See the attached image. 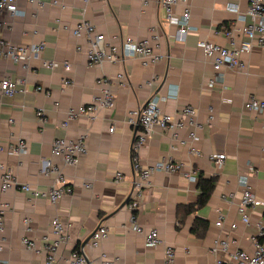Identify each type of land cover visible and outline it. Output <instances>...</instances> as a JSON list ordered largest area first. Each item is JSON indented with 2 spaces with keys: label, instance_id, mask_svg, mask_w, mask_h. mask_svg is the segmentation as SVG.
<instances>
[{
  "label": "crops",
  "instance_id": "1",
  "mask_svg": "<svg viewBox=\"0 0 264 264\" xmlns=\"http://www.w3.org/2000/svg\"><path fill=\"white\" fill-rule=\"evenodd\" d=\"M40 1L17 0L16 14H0V36L5 41L17 45L45 43L40 58L30 60L27 67L0 57V81L11 78L18 82L19 89L25 90L13 97L0 91V165L11 167L19 182L45 188L55 176L41 174L42 162L51 159L61 168L65 183L73 192L57 204L15 189L1 193L4 229L0 233V258L9 264H45L46 252L37 254L27 249L22 239L29 237L39 247L54 242L57 238L51 221L55 216L63 221L68 234L67 242L56 250L60 264H69L71 253L78 247L91 264H106L105 260L111 264H211L216 241L231 238L237 240V245L230 250L238 247L253 252L256 224L264 221V111L246 110L244 103L252 95L264 100V47L255 46L250 53L241 55L242 70L223 68L219 72L214 70L212 59L197 47L202 39L228 45L225 27L240 39L242 26L253 20L247 14L248 1L190 0L193 31L184 42L176 40L177 27L166 22L159 0L89 4L83 0ZM229 3L237 4L239 11L228 10ZM181 11L182 6H178L176 14ZM84 18L93 22L108 40L119 44L125 39L150 38L151 28L157 27L158 39L152 40V46L167 59L148 66L139 58L90 65L84 35L73 34ZM44 60H56L59 65L49 69L42 66ZM63 62L70 67L65 68ZM120 72L125 73L126 82L118 80ZM215 76L218 80L210 86ZM155 77L159 79L149 84ZM67 79L72 84L65 85ZM105 83L114 94L115 106L101 110L95 119H72L63 128L67 111L90 105ZM155 93L166 97L161 107L177 118H181L178 112L184 105L196 109V120L201 126L197 129L196 146L201 153L193 155L186 146L174 147L170 132L156 128L139 159L144 166L163 158L183 161L197 172V178L190 181L182 173H154L144 188L141 207L133 212L128 198L136 175L131 162L135 126L129 123V117ZM39 110L47 118L44 124L38 120ZM193 129L190 126L187 130ZM187 130H181L180 137H185ZM84 132L88 134L87 151L78 164H65L62 158L52 156L56 138L75 139ZM20 140L27 143L28 153H10L9 148ZM213 153L226 154L220 170L211 160ZM117 172L124 176L119 183L114 182ZM2 173L0 167V184ZM201 174L217 176L215 189L205 206L183 216L181 221L183 207L198 199L197 181ZM246 181L263 202L248 211V224L241 221L238 211ZM219 215L224 217L222 227L215 225ZM132 216L146 230L157 229L162 242L147 246L144 235L133 231ZM25 217L30 218L28 227L23 222ZM198 217L209 223L200 237L192 232ZM234 222L237 228L231 230ZM100 224L108 227L109 235L100 248H94L86 240ZM167 246L175 249L173 263L166 261Z\"/></svg>",
  "mask_w": 264,
  "mask_h": 264
},
{
  "label": "built area",
  "instance_id": "2",
  "mask_svg": "<svg viewBox=\"0 0 264 264\" xmlns=\"http://www.w3.org/2000/svg\"><path fill=\"white\" fill-rule=\"evenodd\" d=\"M40 1V0H32ZM85 4L91 2L106 3L109 0H83ZM248 9L247 14L253 19L250 23L242 26L240 29L241 38H237L234 32L225 27L224 33L229 39L228 45H221L219 43L202 39L198 40L197 47L202 49L205 55L212 59L213 68L219 72L223 68L231 71L242 70L244 64L241 60V55L250 53L253 47H264V0H247ZM42 3V1H40ZM57 4V1H54ZM159 5L166 13V22L174 24L177 27L176 40L186 41L188 35L193 31L191 26V6L190 0H159ZM178 6H182L180 14H176ZM227 9L230 11L238 12L239 6L235 3H229ZM4 11L14 15L18 12L17 0H0V14ZM152 36L150 38L135 41L132 39L121 40L119 43H113L106 38V35L99 31L97 26L87 19H82L77 27L73 30L75 36L84 35L87 42V55L90 65L101 66L104 63H123L127 58H139L145 66L152 63L167 59V56L156 51L152 46V40L158 39L157 27L151 28ZM45 48L44 42L31 43L28 45L13 44L5 41L0 36V57L11 59L15 62L24 63L28 66V62L32 59H39ZM59 63L56 60H44L42 66L55 69ZM65 68H69L68 62H63ZM118 80L123 83L127 81L124 72L117 75ZM159 79L153 78L149 84H153ZM218 78L215 76L210 80V86L216 84ZM106 82V81H105ZM65 85L72 84L71 80H65ZM39 91L41 87L37 88ZM0 91L6 95L13 97L18 92H25L24 89H19L18 82L11 78H4L0 81ZM166 97L161 96L159 93L153 94L146 102H144L137 110L131 113L129 123L133 126H138L132 147H131V162L133 170L136 173L132 182V188L129 193L128 207L133 212L141 207L144 198V188L151 180V177L156 172L166 173H182L188 180L195 181L197 172L187 167L185 162L177 161L172 158H163L152 165L144 166L139 159V153L142 148L147 145L149 138L156 128L167 130L171 134L172 145L186 146L193 155H200V150L196 146L198 140L197 129L201 126L196 120V109L191 105H184L180 108L177 118L176 115L169 114L161 107V102ZM115 106L114 94L110 86L105 83L102 88L101 94L98 95L90 105H81L77 109L70 108L67 111V119L61 124L63 128L67 127L69 121L80 116H87L90 119H95L101 110L111 109ZM246 110H255L258 112L264 111V100L252 95L244 103ZM38 120L44 124L47 118L43 110L37 112ZM190 126L194 127L193 130H187ZM113 127L110 131H113ZM186 131L185 137H180L179 132ZM87 132L81 133L75 139L67 137L56 138L52 144L51 153L54 157L62 158L65 164L76 165L78 164L81 156L87 151ZM3 147L0 145V151ZM10 153L22 155L28 153V145L24 140H20L18 144L12 145ZM226 159L225 153L211 154V160L214 162L217 169H222ZM3 173L1 174L0 195L10 189L20 190L29 194L32 198H44L49 200L52 204H57L65 196L71 195L73 188L65 183L64 176L61 168L56 165L51 159H45L42 162L41 174L46 177L55 176L54 181L45 188L33 186L30 183H21L17 180L14 170L3 164L0 165ZM124 178L121 172H117L114 182L119 183ZM87 186H90L88 184ZM263 202L254 193L251 185L246 181L243 186L241 199L238 204V211L241 214V221L245 224L250 222V210H253ZM24 224L28 227L30 218L25 217ZM224 224V217L219 215V219L215 225L222 227ZM53 233L56 240L52 243H45L41 247L37 245L35 240L24 237L22 239L23 245L37 253L46 252L45 264H60L56 260V250L61 244L67 242L68 234L65 224L55 216L51 221ZM131 227L133 231L138 234H143L147 246L154 247L159 245L162 240L157 229L146 230L137 221L136 216L131 218ZM257 233L252 237L255 243V250L249 252L245 249L236 248L230 250L232 245H237V240L219 239L216 241L212 248V253L215 254V259L211 264H264V243L260 242V237L264 235V221H259L256 224ZM231 230L237 228V223L230 224ZM4 229V218L0 212V233ZM109 235L108 227L105 224H100L93 230L89 239L90 244L94 248H100ZM3 246L0 244V252ZM224 254V257L220 256ZM175 249L172 246H167L165 249V257L168 263H173L175 259ZM102 257L107 259L106 254ZM119 258L116 257L115 261ZM106 264H111L110 261L105 260ZM0 264H9L0 258ZM69 264H91L88 260L86 253L79 247L74 249L69 258Z\"/></svg>",
  "mask_w": 264,
  "mask_h": 264
},
{
  "label": "trees",
  "instance_id": "3",
  "mask_svg": "<svg viewBox=\"0 0 264 264\" xmlns=\"http://www.w3.org/2000/svg\"><path fill=\"white\" fill-rule=\"evenodd\" d=\"M217 180V176L206 177L203 174L199 176L197 181V188L199 190L198 199L194 204L183 207L182 216H179L181 221L183 220V216L195 213L199 208L207 204L215 189ZM208 226V221L198 217L193 223L192 232L199 237L203 236V234L207 231ZM260 242L264 243V235L260 237Z\"/></svg>",
  "mask_w": 264,
  "mask_h": 264
},
{
  "label": "water",
  "instance_id": "4",
  "mask_svg": "<svg viewBox=\"0 0 264 264\" xmlns=\"http://www.w3.org/2000/svg\"><path fill=\"white\" fill-rule=\"evenodd\" d=\"M138 130V126L135 127V133ZM91 235L89 236V238L86 240V242L90 239ZM85 246V243L83 244V247ZM89 260V259H88Z\"/></svg>",
  "mask_w": 264,
  "mask_h": 264
}]
</instances>
